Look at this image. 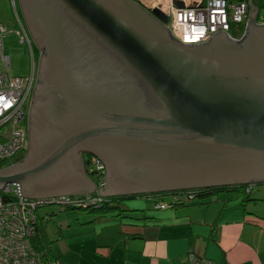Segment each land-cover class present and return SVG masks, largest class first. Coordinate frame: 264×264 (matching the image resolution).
Segmentation results:
<instances>
[{
	"label": "water",
	"instance_id": "95a60500",
	"mask_svg": "<svg viewBox=\"0 0 264 264\" xmlns=\"http://www.w3.org/2000/svg\"><path fill=\"white\" fill-rule=\"evenodd\" d=\"M19 2L43 53L27 157L0 189L89 193L82 153L105 167L103 196L264 184V24L182 44L136 0Z\"/></svg>",
	"mask_w": 264,
	"mask_h": 264
},
{
	"label": "built area",
	"instance_id": "2783aa9c",
	"mask_svg": "<svg viewBox=\"0 0 264 264\" xmlns=\"http://www.w3.org/2000/svg\"><path fill=\"white\" fill-rule=\"evenodd\" d=\"M174 0L164 8L153 3L165 17V26L171 36L182 44L207 42L209 37L222 31L234 41H240L246 34L248 23V0ZM12 8L19 29V42L28 46L32 57V42L28 31ZM164 8V9H162ZM264 24V23H258ZM12 33V32H11ZM6 29L0 22V160L14 159L22 154L27 145V112L34 83L33 64L28 75L17 76L10 72V60L5 55L4 36ZM85 171L95 175L100 186L104 183L105 167L96 156L87 154ZM99 186V187H100ZM253 184L245 185L249 191ZM103 195L94 194L62 195L57 197H24L20 183L7 184L0 189V264H43L40 254L30 244L37 220L36 210L41 206H68L76 201L100 200ZM160 202L157 209L171 208L179 200L194 198L192 190L179 191ZM192 264H213L193 252L188 253Z\"/></svg>",
	"mask_w": 264,
	"mask_h": 264
},
{
	"label": "crops",
	"instance_id": "0c3cea01",
	"mask_svg": "<svg viewBox=\"0 0 264 264\" xmlns=\"http://www.w3.org/2000/svg\"><path fill=\"white\" fill-rule=\"evenodd\" d=\"M139 1L152 7L153 3H163L164 8L171 3V0ZM256 23L263 22L256 19ZM89 178L95 185L89 193L96 192L98 182ZM256 192L260 199L254 205L246 203L245 209L240 205L241 196L224 193L216 201L171 208L157 216L146 211L152 221L133 214L118 216L113 222L102 219L91 223L87 216L75 214L74 220L93 232L77 238L84 237L79 246L88 253V258L82 260L81 255L77 259L58 258L62 264H192L188 253L193 252L213 264H264V210L262 204H257L264 201V194L260 189ZM137 205L136 201L129 203L130 207H141ZM48 214L47 209L36 210L40 229L44 230L50 220H46ZM71 246L76 249L74 244Z\"/></svg>",
	"mask_w": 264,
	"mask_h": 264
},
{
	"label": "rangeland",
	"instance_id": "374dc122",
	"mask_svg": "<svg viewBox=\"0 0 264 264\" xmlns=\"http://www.w3.org/2000/svg\"><path fill=\"white\" fill-rule=\"evenodd\" d=\"M231 1L235 2L237 0H231ZM253 4L255 7L258 8L257 21L264 23V0H253ZM161 5L165 7L163 3H161ZM17 8L19 10V6ZM0 22L3 24V26L6 29V34L3 39L5 46L4 52L5 55L9 57L10 60V72L12 75L26 76L30 72V67L32 65V57L30 55L28 46L25 43L19 42V37L16 33V31L19 29V24L15 18L13 8L11 5V0H0ZM35 47L36 46L34 45L35 53H37V49ZM1 140L2 139L0 138V141ZM12 162L13 159L2 160V161L0 160V168L5 167L6 165ZM99 186L100 185L98 184L97 190L95 191L99 192V188L101 187V191L103 192L104 183L102 186L100 187ZM254 188L255 190L257 189H260V191L263 190L262 194H264V184H256ZM258 193L259 192H257V194ZM225 194L232 195L234 193L229 192ZM104 197H109V196H104ZM165 200L168 201L169 198H166ZM134 201H136V203L138 204L137 206H141V208L143 207L148 208V210H145V212L148 211L149 214L153 212L155 214L154 216H157L159 213H164L167 210L171 209V208H165L162 209L161 211L156 210L153 207L154 204L153 200L144 201L141 198H136ZM196 201L199 202V200ZM257 204L258 206L262 204V209L264 210V201H258ZM134 205L135 204H133V206ZM51 207H55V206L53 205L41 206L38 208V210L43 211L47 209V211H50ZM74 219H77L74 211L60 212L58 210V212H56V214L48 222H46L44 230L48 240L51 241L49 243V247L53 257L65 258L67 256V258L77 259L79 258V255H81L83 257L82 260H87L84 258H88V253L86 251H81L79 246V243L84 237L81 239H77V238L81 236L86 237V235L90 236V234H92L93 232L91 231L90 228H85L87 227L86 225H79L78 222H76ZM82 219H85V217H83ZM78 220L82 221L81 219ZM101 224L104 225L103 223ZM97 229L99 230L98 227ZM71 244H74L76 249H73Z\"/></svg>",
	"mask_w": 264,
	"mask_h": 264
},
{
	"label": "trees",
	"instance_id": "16d2710c",
	"mask_svg": "<svg viewBox=\"0 0 264 264\" xmlns=\"http://www.w3.org/2000/svg\"><path fill=\"white\" fill-rule=\"evenodd\" d=\"M32 96L33 94L31 93L30 99H32ZM18 158H22V156L18 155L15 159L18 160ZM88 176L92 177L98 182V178L96 179L95 175H88ZM244 187L245 185H234V186H224V187L192 189V191L194 192V198L193 200H190L191 202L179 200V203L174 202L175 204L171 206V208H179L190 204H207L212 201H216L219 195L229 192L230 193L235 192L238 196H241L240 205L245 209L246 203H250V204L252 203L254 205L255 201L259 200L260 198L257 197V192H256L257 190H255L254 188L255 186L252 187V189L249 191H246ZM94 193L95 192L88 194H94ZM174 193L176 192L146 194L142 196H135V195L109 196V197H102L100 200H94V201L91 200L76 201V202H72L68 206L58 205L55 207H51L50 211H48L49 216L48 218H46V220L51 219L59 210L60 212L74 211L76 215L87 216L88 218H90L89 222L91 223H96L97 221H101L102 219L104 221L113 222L118 218V216L125 217L133 214L134 216H136V218H139L141 220L152 221L153 217L152 216L149 217L148 213L145 212V210H148V208L145 207L133 208L129 206V203L133 202L134 199H136V197L141 198L144 201L153 200L154 209L162 210V209H157L156 205L159 204L160 202L168 203L169 200L166 201L165 199L172 196ZM196 200H199V202H197ZM37 223L38 222L36 221L34 235L30 240L32 249L38 254H40V259L43 262V264H62V262L58 257L55 258L52 256L49 247V243L51 241L47 239L44 230L40 229Z\"/></svg>",
	"mask_w": 264,
	"mask_h": 264
},
{
	"label": "flooded vegetation",
	"instance_id": "af4514ba",
	"mask_svg": "<svg viewBox=\"0 0 264 264\" xmlns=\"http://www.w3.org/2000/svg\"><path fill=\"white\" fill-rule=\"evenodd\" d=\"M139 4H141L143 7L146 8V10L152 14V12L155 10L153 7H152V4H149V3H142L140 2L139 0H136ZM12 5V4H11ZM19 6V10H18V7ZM14 9H15V12L17 13L20 21L22 22V24L24 25V27L26 28V30L28 31L27 27H26V24H25V20H24V17H23V14L21 12V8H20V2L19 0H14ZM248 15L250 16V22L254 21L256 22V19H257V15H258V8L254 6L253 4V0H248ZM16 18V16H15ZM29 33V32H28ZM30 36V34H29ZM31 38V42H33L32 40V37L30 36ZM34 45L36 46L35 48L37 49V53H35V50H34ZM32 64H33V69H34V83H33V91L38 83V63H39V59L41 58L42 56V50L39 46H37L34 42L32 43ZM39 56H38V55ZM31 69V67H30ZM33 91H32V94H33ZM30 107H31V103H30V106H29V109H28V112H27V117L29 118V113H30ZM27 127H28V121H27ZM27 133H28V128H27ZM27 152H28V144L26 145V149L24 150V152H22V154H20L22 156L21 159H18V160H14L12 163L6 165L5 167H8L10 165H14L16 163H20L22 161H24V159L27 157ZM81 157H82V161H83V164L85 163V160H86V157H87V154L85 153H82L81 154ZM85 167V165H84ZM4 168V167H3Z\"/></svg>",
	"mask_w": 264,
	"mask_h": 264
},
{
	"label": "bare ground",
	"instance_id": "6f19581e",
	"mask_svg": "<svg viewBox=\"0 0 264 264\" xmlns=\"http://www.w3.org/2000/svg\"><path fill=\"white\" fill-rule=\"evenodd\" d=\"M154 1V0H153Z\"/></svg>",
	"mask_w": 264,
	"mask_h": 264
}]
</instances>
